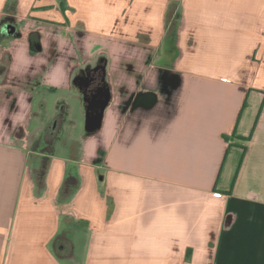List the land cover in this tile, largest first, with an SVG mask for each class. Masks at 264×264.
<instances>
[{
	"label": "crops",
	"instance_id": "crops-1",
	"mask_svg": "<svg viewBox=\"0 0 264 264\" xmlns=\"http://www.w3.org/2000/svg\"><path fill=\"white\" fill-rule=\"evenodd\" d=\"M7 18L0 264H264V0H0Z\"/></svg>",
	"mask_w": 264,
	"mask_h": 264
},
{
	"label": "trees",
	"instance_id": "trees-1",
	"mask_svg": "<svg viewBox=\"0 0 264 264\" xmlns=\"http://www.w3.org/2000/svg\"><path fill=\"white\" fill-rule=\"evenodd\" d=\"M19 36V30L17 24L13 18L5 19L0 26V37L5 39L16 38ZM62 114H59L56 118L52 120L45 132L46 147L52 149L53 142L57 136L59 130V125L62 122ZM42 175H38L39 181H41ZM79 187L78 178L71 173L67 176L65 183L61 189V199L63 201H68L72 198L77 188ZM68 247L67 243H63L60 239L56 241V249L59 254Z\"/></svg>",
	"mask_w": 264,
	"mask_h": 264
},
{
	"label": "water",
	"instance_id": "water-1",
	"mask_svg": "<svg viewBox=\"0 0 264 264\" xmlns=\"http://www.w3.org/2000/svg\"><path fill=\"white\" fill-rule=\"evenodd\" d=\"M109 103V96H106L105 99L94 101L89 104L86 111V123L85 130L88 133H94L98 131L101 127V121L105 108Z\"/></svg>",
	"mask_w": 264,
	"mask_h": 264
},
{
	"label": "rangeland",
	"instance_id": "rangeland-1",
	"mask_svg": "<svg viewBox=\"0 0 264 264\" xmlns=\"http://www.w3.org/2000/svg\"><path fill=\"white\" fill-rule=\"evenodd\" d=\"M57 142V141H56Z\"/></svg>",
	"mask_w": 264,
	"mask_h": 264
}]
</instances>
